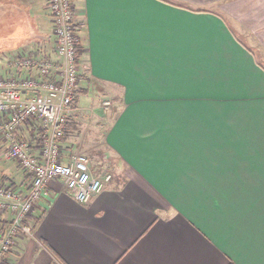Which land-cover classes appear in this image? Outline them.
<instances>
[{
    "label": "crops",
    "instance_id": "crops-1",
    "mask_svg": "<svg viewBox=\"0 0 264 264\" xmlns=\"http://www.w3.org/2000/svg\"><path fill=\"white\" fill-rule=\"evenodd\" d=\"M72 1L73 114L89 92L113 98L121 174L87 203L51 184L3 264H264V0ZM48 2L0 0V76L22 73L20 54L55 57ZM19 135L39 142L35 125ZM3 147L0 182L25 186Z\"/></svg>",
    "mask_w": 264,
    "mask_h": 264
},
{
    "label": "built area",
    "instance_id": "built-area-1",
    "mask_svg": "<svg viewBox=\"0 0 264 264\" xmlns=\"http://www.w3.org/2000/svg\"><path fill=\"white\" fill-rule=\"evenodd\" d=\"M48 4L55 57L20 54L14 67L22 73L0 76V138L6 158L16 161L29 180L25 186L0 182V219L6 220L0 224V264L21 235L34 234L29 216L49 195L51 184L62 182L78 202L87 203L113 178L108 172L94 173L87 156L72 154L60 141L81 89L80 36L73 1ZM104 105L108 108L110 102ZM29 124L36 126L39 142L20 137Z\"/></svg>",
    "mask_w": 264,
    "mask_h": 264
},
{
    "label": "rangeland",
    "instance_id": "rangeland-1",
    "mask_svg": "<svg viewBox=\"0 0 264 264\" xmlns=\"http://www.w3.org/2000/svg\"><path fill=\"white\" fill-rule=\"evenodd\" d=\"M106 101L110 102L108 108L104 105ZM81 106L84 108L70 116L77 127L69 133L67 144H64L65 149L74 155L87 156L93 169L92 171L96 173L108 172L113 177L118 178L121 174L118 169V162L116 157L110 154L104 143L105 125H103V118L112 110H116V103L112 97L103 93L93 96L89 92L88 96L81 98ZM1 149L4 152L7 150L4 147ZM0 161V166H9V163L5 164L3 162L5 161L3 158Z\"/></svg>",
    "mask_w": 264,
    "mask_h": 264
},
{
    "label": "trees",
    "instance_id": "trees-1",
    "mask_svg": "<svg viewBox=\"0 0 264 264\" xmlns=\"http://www.w3.org/2000/svg\"><path fill=\"white\" fill-rule=\"evenodd\" d=\"M15 48V47H14ZM5 50L1 49L0 50V55L2 54V52H4ZM83 93L82 90L79 91V95L77 97V99L75 100V102L72 104V108H75L78 104V99H79V96ZM77 126L76 124L74 123V121L70 118L69 119V122H68V125L66 126L65 128V135L60 139V141L63 143L67 140L68 138V135L69 133H71L73 131V129H75ZM41 137L43 138V134L41 135Z\"/></svg>",
    "mask_w": 264,
    "mask_h": 264
},
{
    "label": "snow or ice",
    "instance_id": "snow-or-ice-1",
    "mask_svg": "<svg viewBox=\"0 0 264 264\" xmlns=\"http://www.w3.org/2000/svg\"><path fill=\"white\" fill-rule=\"evenodd\" d=\"M205 264H211V261H210V260H208V261H206V262H205Z\"/></svg>",
    "mask_w": 264,
    "mask_h": 264
}]
</instances>
